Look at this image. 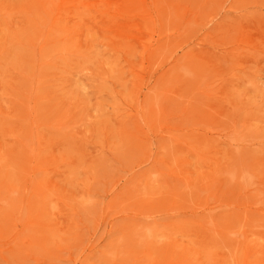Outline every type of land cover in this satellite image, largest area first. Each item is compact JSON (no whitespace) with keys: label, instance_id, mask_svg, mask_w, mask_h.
<instances>
[{"label":"rangeland","instance_id":"obj_1","mask_svg":"<svg viewBox=\"0 0 264 264\" xmlns=\"http://www.w3.org/2000/svg\"><path fill=\"white\" fill-rule=\"evenodd\" d=\"M43 2L0 0V236H50L4 257L255 264L264 0Z\"/></svg>","mask_w":264,"mask_h":264},{"label":"bare ground","instance_id":"obj_2","mask_svg":"<svg viewBox=\"0 0 264 264\" xmlns=\"http://www.w3.org/2000/svg\"><path fill=\"white\" fill-rule=\"evenodd\" d=\"M53 2L54 0H44L43 3L45 6L50 7L53 4ZM74 2L75 0H62L61 6L63 8L65 6L69 7V5L73 4ZM69 9H72V7ZM55 23L56 22L53 23V27ZM49 237H46V236L42 238L29 237V239H24V240H21L20 238L15 239V240H21V244H19L15 240L11 241V240H8L5 236H0V258H1L0 264H15L12 261H9L8 259L4 257L9 252L18 253L22 256H26L28 252L34 251L36 249L37 250L39 249L43 252L48 251L46 244L49 241ZM251 252L250 251L247 252V258H249L252 255V253L253 254L260 253L262 257L261 259L256 261L255 264H264V247H261L256 252H252V253ZM98 253H99V249L93 248L90 245H88L87 251H84L82 253V256L79 259H74L73 264H106V261L118 258V253L115 252L114 250H109L107 252L102 251L101 257L96 258L98 256ZM247 262L248 261H246V264H248ZM38 264H43V263L40 262Z\"/></svg>","mask_w":264,"mask_h":264}]
</instances>
